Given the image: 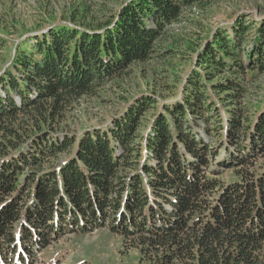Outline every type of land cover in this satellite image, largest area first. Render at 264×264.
Instances as JSON below:
<instances>
[{
	"label": "trees",
	"instance_id": "trees-1",
	"mask_svg": "<svg viewBox=\"0 0 264 264\" xmlns=\"http://www.w3.org/2000/svg\"><path fill=\"white\" fill-rule=\"evenodd\" d=\"M210 2L131 0L106 20L85 7L15 42L0 76V264H38L33 246L99 229L140 264H264V109L251 120L242 106L264 72V23L249 50L245 21L217 34L151 129L146 98L79 141L60 134L67 113L157 55L185 8Z\"/></svg>",
	"mask_w": 264,
	"mask_h": 264
},
{
	"label": "rangeland",
	"instance_id": "rangeland-1",
	"mask_svg": "<svg viewBox=\"0 0 264 264\" xmlns=\"http://www.w3.org/2000/svg\"><path fill=\"white\" fill-rule=\"evenodd\" d=\"M129 1L131 0H3V5L0 6V36L7 39L8 43L0 51V76L12 65L15 42L24 47L22 44L27 38L38 36L62 23L70 24V21L64 19L85 7H89L97 19L112 18ZM238 21H245V25L251 26L253 30V34L246 36L250 43L247 47L249 50L253 47L256 30L264 23V0H211L205 7L185 8L180 20L166 29L167 40L157 48V55L147 63L127 68L122 79L110 81L98 90L96 98L85 100L67 113L60 134L69 137L77 134L79 141L83 132L108 128L114 119L120 118L126 108L146 98L156 101L142 119L144 132L151 129L153 125L150 122H153L155 115L164 111L162 106L171 104L175 99L179 100L178 95H181L189 77L194 72L201 71L196 65L198 55L220 32L230 35L232 27ZM244 56L242 58L246 64ZM255 84L249 87V95L242 105L244 110L247 109L251 120H254L258 110L264 109V72L260 73ZM6 96L4 91L1 98ZM15 100L19 101L18 97ZM66 155H59L61 165L62 162H68ZM225 157L226 153H222L220 158ZM25 187L26 184L22 183L17 193L21 195ZM32 203L33 199L30 198L27 209ZM19 221L26 223L24 217ZM62 236L50 237L47 249L33 246L38 264L55 261H60L61 264H140L138 251L127 248L121 235L112 234L108 229L84 235Z\"/></svg>",
	"mask_w": 264,
	"mask_h": 264
}]
</instances>
